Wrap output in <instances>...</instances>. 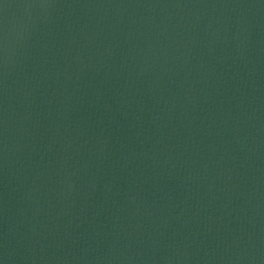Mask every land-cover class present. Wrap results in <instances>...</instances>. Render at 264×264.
I'll use <instances>...</instances> for the list:
<instances>
[{"label": "water", "instance_id": "obj_1", "mask_svg": "<svg viewBox=\"0 0 264 264\" xmlns=\"http://www.w3.org/2000/svg\"><path fill=\"white\" fill-rule=\"evenodd\" d=\"M0 264H264V0H0Z\"/></svg>", "mask_w": 264, "mask_h": 264}]
</instances>
